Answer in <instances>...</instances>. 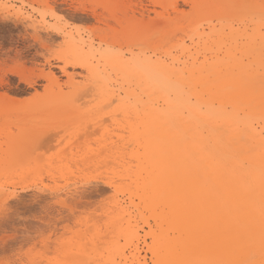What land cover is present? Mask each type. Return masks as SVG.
Returning <instances> with one entry per match:
<instances>
[{"label": "rangeland", "instance_id": "rangeland-1", "mask_svg": "<svg viewBox=\"0 0 264 264\" xmlns=\"http://www.w3.org/2000/svg\"><path fill=\"white\" fill-rule=\"evenodd\" d=\"M262 5L0 0V95L20 101L15 109L0 106V264H92L101 255L132 264L136 248L146 264H159L160 243L178 235L164 195L146 194L145 124L165 102L143 78L124 74L119 61L176 59L183 69L194 60H264ZM49 70L59 87L44 78ZM97 84L108 91L93 89ZM74 91L86 94L70 96ZM131 92L138 99H125ZM40 125L57 128V152L33 154L22 138Z\"/></svg>", "mask_w": 264, "mask_h": 264}, {"label": "bare ground", "instance_id": "bare-ground-1", "mask_svg": "<svg viewBox=\"0 0 264 264\" xmlns=\"http://www.w3.org/2000/svg\"><path fill=\"white\" fill-rule=\"evenodd\" d=\"M132 59V63L119 61V69L136 79L143 78L147 88L153 94L158 92L165 102L164 110L149 115L145 124L149 157L146 194L153 197L151 194L159 190L164 195L162 199L168 210L164 214L172 227L171 234L178 235L170 236L173 238L167 235L165 241L162 231L161 239L165 242L160 244L164 254L158 255L159 264L204 261L264 264V60L248 63L194 60L184 62V68L179 69L176 59L171 63H133ZM42 73L51 85L59 87L53 71ZM33 84L28 82L29 86ZM92 88L108 91L100 84ZM82 92L69 95L74 97ZM53 94L51 90L47 93ZM138 96L131 92L125 99H138ZM7 102L13 109L20 104L7 94L0 95V106ZM22 138L26 143L31 142L33 154L44 148L56 151L58 146L57 128L40 125ZM54 170L51 166L48 171L51 177ZM184 192L222 207L227 227L193 229L181 216L180 196ZM121 210L126 213L124 206ZM255 254L260 258L255 260ZM131 258L132 264H146L138 248ZM92 261V264H116L102 255Z\"/></svg>", "mask_w": 264, "mask_h": 264}, {"label": "snow or ice", "instance_id": "snow-or-ice-1", "mask_svg": "<svg viewBox=\"0 0 264 264\" xmlns=\"http://www.w3.org/2000/svg\"><path fill=\"white\" fill-rule=\"evenodd\" d=\"M180 211L182 218L196 230L225 228L228 224L222 207L194 193L184 192L180 196ZM187 264H220V262H187Z\"/></svg>", "mask_w": 264, "mask_h": 264}]
</instances>
